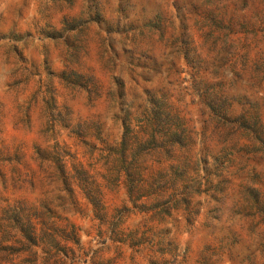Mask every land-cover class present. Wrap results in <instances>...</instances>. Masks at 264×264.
I'll list each match as a JSON object with an SVG mask.
<instances>
[{"label": "rangeland", "instance_id": "obj_1", "mask_svg": "<svg viewBox=\"0 0 264 264\" xmlns=\"http://www.w3.org/2000/svg\"><path fill=\"white\" fill-rule=\"evenodd\" d=\"M0 264H264V0H0Z\"/></svg>", "mask_w": 264, "mask_h": 264}, {"label": "trees", "instance_id": "obj_2", "mask_svg": "<svg viewBox=\"0 0 264 264\" xmlns=\"http://www.w3.org/2000/svg\"><path fill=\"white\" fill-rule=\"evenodd\" d=\"M95 207H102L101 200L95 201L91 200ZM105 217V214H104ZM25 225V227H24ZM21 229L25 238H27L32 244L38 245L40 243H44L45 232L38 233L36 225L31 220H27Z\"/></svg>", "mask_w": 264, "mask_h": 264}]
</instances>
